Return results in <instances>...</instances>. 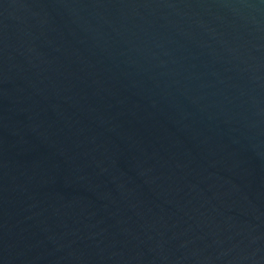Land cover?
I'll list each match as a JSON object with an SVG mask.
<instances>
[{"label":"water","instance_id":"obj_1","mask_svg":"<svg viewBox=\"0 0 264 264\" xmlns=\"http://www.w3.org/2000/svg\"><path fill=\"white\" fill-rule=\"evenodd\" d=\"M0 264H264V0H0Z\"/></svg>","mask_w":264,"mask_h":264}]
</instances>
